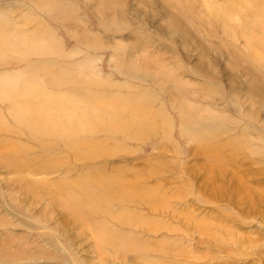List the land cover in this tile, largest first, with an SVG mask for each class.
I'll return each instance as SVG.
<instances>
[{"label": "rangeland", "instance_id": "obj_1", "mask_svg": "<svg viewBox=\"0 0 264 264\" xmlns=\"http://www.w3.org/2000/svg\"><path fill=\"white\" fill-rule=\"evenodd\" d=\"M105 2L0 0V144L15 150L0 146V264H264L255 9L247 25L210 12L225 0ZM33 89L42 130L15 117ZM108 103L115 121L51 129L60 107ZM119 185L134 192L113 201Z\"/></svg>", "mask_w": 264, "mask_h": 264}, {"label": "bare ground", "instance_id": "obj_2", "mask_svg": "<svg viewBox=\"0 0 264 264\" xmlns=\"http://www.w3.org/2000/svg\"><path fill=\"white\" fill-rule=\"evenodd\" d=\"M109 1L110 0H106L105 3L107 4ZM245 7L254 8L255 9L254 13L257 14V17L254 18V20L252 22L254 25V28L252 30H250L248 32V34H246L247 38H248L247 41L249 40L248 42H250V44H249L250 51L256 59L258 58L260 60H264V56L262 53L263 51L261 50L264 47V0H225L224 4H222L218 7H214V8L210 7V12L212 14H214L216 17H218L219 19L224 18V20H226V17H227L229 22L234 21V22H236V24L238 22H239V24H241V23L246 22V18L244 16L245 13H243ZM237 13H238V16H236ZM246 23L248 25L249 22L247 21ZM243 36H245V35L243 34ZM11 37L12 38L5 39L6 42L8 43V46H11L12 42H14V37L13 36H11ZM0 39H2V38L0 37ZM3 43L4 42L0 40L1 50H5L8 48ZM4 47H6V48H4ZM11 47H13V46H11ZM16 87H17V84L15 82L13 83L11 81L10 84L7 86L6 90L8 92L9 91L13 92ZM2 94H5L4 89L0 90V95H2ZM24 99L28 102V103H26L27 104L26 109L21 111L19 108H17L16 109L17 113L15 115L16 119L18 121H20L21 123H24V124H27L30 126L32 125V127L36 128L38 130H42V126L46 124L48 116L45 115V117H43L42 112H40L41 110L39 108L32 107V103L40 105L41 104L40 102H37V103H35V102L37 100H40V99H42V101H43L45 99H48V97L45 96L43 93H41L39 90L33 89V90H27L24 93ZM45 103H47V101ZM45 103L42 105H45ZM88 108H89V111L96 112V115L92 117L90 115V113L88 114ZM99 108H100V110H94V109H91L90 106H83L81 104H76L72 110H67V109L64 110L65 108L60 107V109H58V112H57L59 114L58 115L59 118L57 116L56 121H54L52 123L51 129L58 130L61 134H66V133L69 134L70 132L73 133L72 132L73 127H76V126L80 127V124L81 125L83 124L86 126H92L91 124L94 122L97 124L100 121L102 122L104 117H107L108 120H110V121H115V118H113L110 115L111 112L114 111L115 108H117L115 103H108L105 107H99ZM147 110L148 109H146V108H143V109L140 108V111L135 113L136 120L139 124L138 127L142 131H151L152 129H155L158 126V125H156V123H154L155 122V120H154L155 115L152 112H150L149 110L148 111ZM102 112H103V115H102ZM51 120H52V118H51ZM2 144L3 143H1L0 146H2L4 149L10 150L11 147L7 148V145H2ZM11 153H15V150H13L12 148H11ZM99 183L100 182H96L94 184H89V182H88L86 184H88V188H91L92 185H93V187L94 186H96V187L100 186L101 184H99ZM130 187H131V185H130ZM79 188L80 187H78V189ZM129 189H131V188H129ZM131 190L132 191H128V190H126V186L119 185L118 191H120V192L116 193V194L113 193V195L110 196L111 197L110 199H113V201L121 200L122 199L121 197H124L126 195H131L134 192L133 188ZM86 196L89 197L92 195L87 193ZM108 197H109V195H108ZM106 236H108L107 233H106Z\"/></svg>", "mask_w": 264, "mask_h": 264}]
</instances>
